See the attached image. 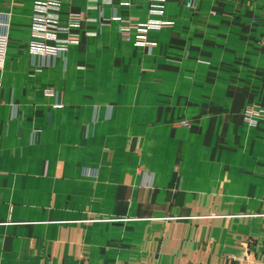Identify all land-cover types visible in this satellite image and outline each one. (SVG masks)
Masks as SVG:
<instances>
[{"label": "crops", "instance_id": "0c3cea01", "mask_svg": "<svg viewBox=\"0 0 264 264\" xmlns=\"http://www.w3.org/2000/svg\"><path fill=\"white\" fill-rule=\"evenodd\" d=\"M188 1L64 0L42 57L0 0V264L264 263V0Z\"/></svg>", "mask_w": 264, "mask_h": 264}, {"label": "built area", "instance_id": "2783aa9c", "mask_svg": "<svg viewBox=\"0 0 264 264\" xmlns=\"http://www.w3.org/2000/svg\"><path fill=\"white\" fill-rule=\"evenodd\" d=\"M63 2L64 0H36L32 30L34 36L32 51L35 55L61 56L68 51L70 46L77 43V38L71 33V29L91 22L85 15L72 14L69 18V26L62 27L59 12ZM196 2L197 0H189L188 7L194 9ZM151 26L156 29L161 25L152 24ZM51 43L55 45H50ZM257 115L264 117V111L253 108L246 113L249 122H253L252 118Z\"/></svg>", "mask_w": 264, "mask_h": 264}, {"label": "rangeland", "instance_id": "374dc122", "mask_svg": "<svg viewBox=\"0 0 264 264\" xmlns=\"http://www.w3.org/2000/svg\"><path fill=\"white\" fill-rule=\"evenodd\" d=\"M161 9H155V10L153 9L152 14L153 15L156 14V16L161 17L163 15V12ZM160 12H162V13H160ZM113 20H119V18H114ZM120 24H121V28H120L121 40L124 42L133 41V32H135L136 33V36H135L136 46L145 49L150 54L152 52H154L157 45L155 42H152L150 40L149 33L151 31H161L163 29H173L175 27L173 22L151 20L147 23H142V22H140L139 18H132V19L123 20V21H120ZM152 24H159L161 26H158L156 29H154L151 26ZM68 26H69V24L66 27H68ZM71 31H72V29H71ZM75 37L77 38L78 36L75 35ZM50 45H55V44L51 43ZM68 51H69V49H68ZM66 53H64V54H66ZM64 54H62V55H64ZM42 57H46V56L42 55ZM253 108H259V107H257V106L251 107V108H249V111H251ZM245 116H246V114H245Z\"/></svg>", "mask_w": 264, "mask_h": 264}]
</instances>
